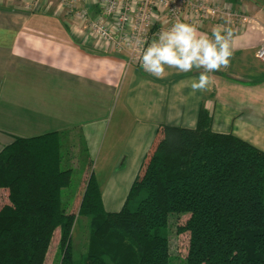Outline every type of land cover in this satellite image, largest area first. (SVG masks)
<instances>
[{
  "label": "trees",
  "instance_id": "obj_1",
  "mask_svg": "<svg viewBox=\"0 0 264 264\" xmlns=\"http://www.w3.org/2000/svg\"><path fill=\"white\" fill-rule=\"evenodd\" d=\"M61 138L15 137L0 152V264H45L56 230L58 264H74L79 217L89 223L84 264H177L168 230L181 215L176 232L189 238L180 263L264 264V151L212 131L203 107L194 129L159 128L117 212L104 210L90 165L73 198L76 216L66 212L72 169H62Z\"/></svg>",
  "mask_w": 264,
  "mask_h": 264
},
{
  "label": "crops",
  "instance_id": "obj_2",
  "mask_svg": "<svg viewBox=\"0 0 264 264\" xmlns=\"http://www.w3.org/2000/svg\"><path fill=\"white\" fill-rule=\"evenodd\" d=\"M221 2L248 22L218 18L198 29L209 36L217 26L230 30L233 55L229 67L209 73L206 90L193 93L191 83L203 69L168 68L166 78H155L128 65L124 53L97 45L81 20L56 1L0 0V152L15 137L76 129L97 159L104 144H123L117 161L125 159L111 173L120 179L102 189L95 178L104 210L114 212L123 206L159 128L194 129L201 107L212 131L264 151V64L255 57L264 40V0ZM88 8L97 14L96 7ZM108 153L106 166L115 157Z\"/></svg>",
  "mask_w": 264,
  "mask_h": 264
},
{
  "label": "built area",
  "instance_id": "obj_3",
  "mask_svg": "<svg viewBox=\"0 0 264 264\" xmlns=\"http://www.w3.org/2000/svg\"><path fill=\"white\" fill-rule=\"evenodd\" d=\"M83 27L100 47L124 53L126 63L140 66V55L159 34L176 22L199 29L213 19L248 22L246 16L222 4L221 0H54ZM97 8L91 16L88 6ZM255 57L264 64V40Z\"/></svg>",
  "mask_w": 264,
  "mask_h": 264
},
{
  "label": "clouds",
  "instance_id": "obj_4",
  "mask_svg": "<svg viewBox=\"0 0 264 264\" xmlns=\"http://www.w3.org/2000/svg\"><path fill=\"white\" fill-rule=\"evenodd\" d=\"M231 39L232 32L220 26L209 36L192 24L176 22L143 48L140 66L158 79L168 76V68L181 73L203 69L198 79H193L191 89L193 93L204 91L212 81L209 73L229 67L233 55Z\"/></svg>",
  "mask_w": 264,
  "mask_h": 264
},
{
  "label": "rangeland",
  "instance_id": "obj_5",
  "mask_svg": "<svg viewBox=\"0 0 264 264\" xmlns=\"http://www.w3.org/2000/svg\"><path fill=\"white\" fill-rule=\"evenodd\" d=\"M62 145H61V155H62V169L70 168L72 169L71 181L67 188L62 190V202L66 207V212H72L76 216L77 202L73 203V198L76 190L79 188L80 184L83 183V167H88L90 165L89 174L93 173L99 185L102 189L105 187L106 183L110 179H120L121 176L111 174L112 171L118 169L124 159L125 155L121 157L120 161L117 158L120 156L122 150L125 149L123 144H104L102 154L97 159L96 156L91 157L87 153V161L85 154H81L84 146V142L80 136L78 130H72L62 133ZM86 146V145H85ZM122 148V149H121ZM109 151L108 155L115 156L110 161H106L108 165H105V159L103 158L104 152ZM106 158V157H105ZM86 161V163H85ZM126 163V162H125ZM132 186V185H131ZM73 204V205H72ZM114 210V209H113ZM119 210L115 209L114 212ZM187 215H181L178 218L171 217L169 221V244L170 253L175 259L174 262L177 264H182L180 261L184 260L187 248H188V233L182 232L177 233L176 229L182 227L186 220ZM89 235V223L86 218L79 217L76 221L74 231L72 234V247L74 252V264H84L82 261L83 256L86 251V242ZM59 232L56 230L54 232L50 248L46 255L45 264H58L59 261V249L57 248Z\"/></svg>",
  "mask_w": 264,
  "mask_h": 264
}]
</instances>
